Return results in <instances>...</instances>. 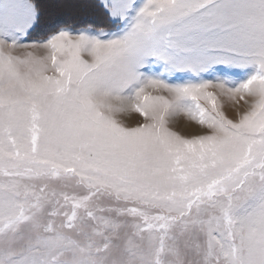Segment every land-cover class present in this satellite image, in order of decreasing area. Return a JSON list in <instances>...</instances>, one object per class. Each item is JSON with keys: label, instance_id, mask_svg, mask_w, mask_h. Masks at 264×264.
I'll use <instances>...</instances> for the list:
<instances>
[{"label": "snow or ice", "instance_id": "6c2138e0", "mask_svg": "<svg viewBox=\"0 0 264 264\" xmlns=\"http://www.w3.org/2000/svg\"><path fill=\"white\" fill-rule=\"evenodd\" d=\"M0 264H264V0H0Z\"/></svg>", "mask_w": 264, "mask_h": 264}, {"label": "rangeland", "instance_id": "374dc122", "mask_svg": "<svg viewBox=\"0 0 264 264\" xmlns=\"http://www.w3.org/2000/svg\"><path fill=\"white\" fill-rule=\"evenodd\" d=\"M56 22H63V23H67L69 25H72L74 27H78L79 26V18L74 17L72 15H62L60 16L58 19H54L53 23ZM55 24V25H56ZM44 35H41L39 37H35L33 35H31L30 39H40L43 38ZM226 112L227 114L231 117V118H235V111L226 104ZM118 118L121 119L124 123L130 125V126H134L136 123L138 122H142L143 118L138 114V113H127V114H119ZM188 121L187 118L181 116L175 119V121L173 122V126L175 127V129L179 132H181V134L183 135H192V134H199L202 129L200 128V126H198L197 124H195V122H191L188 121L193 128H189L187 131L184 130V128H182V125H179V121Z\"/></svg>", "mask_w": 264, "mask_h": 264}, {"label": "trees", "instance_id": "16d2710c", "mask_svg": "<svg viewBox=\"0 0 264 264\" xmlns=\"http://www.w3.org/2000/svg\"><path fill=\"white\" fill-rule=\"evenodd\" d=\"M89 19L91 20L92 18H89ZM55 24H56V22H54V23L52 24V28L45 29V30L42 31V32L33 33L32 35L35 36V37H39V36H41V35H46L48 32H50L51 30H53V29L55 28V26H56Z\"/></svg>", "mask_w": 264, "mask_h": 264}, {"label": "bare ground", "instance_id": "6f19581e", "mask_svg": "<svg viewBox=\"0 0 264 264\" xmlns=\"http://www.w3.org/2000/svg\"><path fill=\"white\" fill-rule=\"evenodd\" d=\"M179 125H182V128H184V130H188L189 128H193V126L188 122V121H179L178 123Z\"/></svg>", "mask_w": 264, "mask_h": 264}]
</instances>
